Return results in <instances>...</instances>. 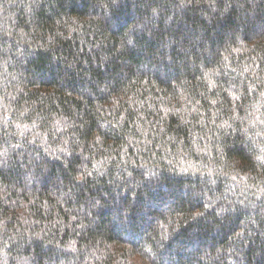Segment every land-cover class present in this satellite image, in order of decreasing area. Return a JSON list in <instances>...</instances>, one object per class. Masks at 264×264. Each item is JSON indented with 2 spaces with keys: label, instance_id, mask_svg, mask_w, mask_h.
<instances>
[{
  "label": "trees",
  "instance_id": "1",
  "mask_svg": "<svg viewBox=\"0 0 264 264\" xmlns=\"http://www.w3.org/2000/svg\"><path fill=\"white\" fill-rule=\"evenodd\" d=\"M0 264H264V0H0Z\"/></svg>",
  "mask_w": 264,
  "mask_h": 264
}]
</instances>
